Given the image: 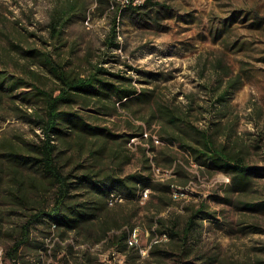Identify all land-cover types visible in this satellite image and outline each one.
I'll list each match as a JSON object with an SVG mask.
<instances>
[{"label":"rangeland","instance_id":"obj_1","mask_svg":"<svg viewBox=\"0 0 264 264\" xmlns=\"http://www.w3.org/2000/svg\"><path fill=\"white\" fill-rule=\"evenodd\" d=\"M67 1L0 0V68L8 71L12 78L30 80L31 72L47 76L38 59L22 54L24 50L34 49L82 74L92 66H101L129 77L136 88L153 90L155 101L177 108L195 126L211 130L216 127L212 123L218 122L220 141L237 138L253 146L249 161L259 171L249 198L263 199L264 0H114L119 10L116 14L118 45L113 48L106 45L113 8L104 7L98 0H85V13L76 14L67 24L62 34L64 44L56 49L57 44L49 35L48 22L54 10ZM235 75L240 76L239 86L230 94L228 106L221 109L214 101L215 95ZM46 85L51 82L47 80ZM16 102L27 112L40 106L33 100L23 103L17 99ZM153 106V103H135L132 109H119L116 115L110 116L96 113L93 107L81 110L89 121L109 127L115 133L128 132V122L143 126L142 135L135 140L132 137L127 143L133 158L123 166V174L139 170L141 153L137 145H148L151 137L154 151L148 154L151 157L155 153L158 160L157 164L150 159L152 179H173L174 203L158 216L166 219L184 216L185 206L197 207L201 203L216 212L215 219L204 221L199 243L203 253L218 252L221 258L238 264H249L250 258L264 259V212H248L222 202L228 177L221 172L211 175L192 161L186 163L188 179L183 183L184 176L175 174L173 166H167L161 157L163 152L170 151L178 162L184 163L186 154L176 143H169L162 137L159 121L147 124ZM16 135L35 142L42 137V132L33 122L17 118L7 106L5 111H0V137ZM173 186L177 187L175 193ZM144 190L146 198L142 197ZM237 196L240 195L234 197ZM115 202L119 203L112 208L120 206V215L126 216L128 223L139 229L144 250L154 228V225L149 228V217L155 213L153 204H157V199L151 198L150 189L144 188L139 190V202H127L112 193L108 204ZM112 212L115 214L114 210ZM242 226L247 227L239 231ZM253 226L258 230L252 231ZM31 238L37 244L36 250L43 246L36 253L37 257L41 256L40 264H67L62 256L72 261L73 257L83 260L82 253L87 249L86 256L91 258L92 264H108L112 251L116 250L107 243L95 244L74 233L60 237L54 232L47 235L41 229H34ZM46 239L49 241L45 246ZM56 244L60 248L54 257ZM68 244L72 245L71 253L66 249ZM0 246L5 253L2 241ZM170 247L165 243L160 248L169 250ZM137 251L141 258L149 255V252ZM32 253L29 251L31 260ZM122 254V264H126V254ZM180 262L173 256L161 261L148 257L141 259L140 264Z\"/></svg>","mask_w":264,"mask_h":264},{"label":"trees","instance_id":"obj_2","mask_svg":"<svg viewBox=\"0 0 264 264\" xmlns=\"http://www.w3.org/2000/svg\"><path fill=\"white\" fill-rule=\"evenodd\" d=\"M104 7L113 8L112 27L106 45H118L116 14L119 6L114 0H98ZM85 0H69L57 7L48 22L49 35L56 42V49L64 44L62 34L72 18L85 13ZM38 59L48 75L31 72L32 79L12 78L0 68V111L8 106L17 118L33 122L42 132L38 141H27L19 136L0 137V241L5 244V257L15 259L14 264H40L36 255L37 244L31 238L34 229L43 233L54 232L60 237L69 233L126 254L127 264H140L138 251L125 242L128 231L134 228L121 208L108 204L113 193L127 202H139V190L147 188L151 198L157 199L155 213L149 217L150 234L166 233L168 240L154 244L149 255L159 261L175 257L181 264H238L220 257L218 252L203 253L199 247L204 221L215 219L216 212L208 205L185 206L184 216L173 218L158 216L174 203L171 196L173 179L153 180L150 159L158 164L153 140L138 146L141 153L139 170L123 174V166L132 161L127 143L132 137L141 136L143 126L128 122L129 131L115 133L86 118L81 108L93 107L102 116L116 115L119 109L130 110L133 104H151L147 124L159 121V132L169 143H176L186 154L184 163L178 162L170 151L163 152V161L173 166L174 173L188 179L186 163L194 162L213 175L221 172L229 182L224 184L222 202L248 212H264V198L250 200L258 167L251 163L253 146L237 138L220 141V126L203 129L195 126L177 108L154 100L153 90L136 88L131 78L112 73L101 66H92L85 74L66 68L65 63L34 49L22 51ZM60 53L57 52V56ZM226 69V68H224ZM227 74H229V71ZM51 85H46V81ZM240 76L227 80L224 89L215 95L219 108L228 106L230 94L239 86ZM25 89V90H23ZM27 89V90H26ZM213 91H217L213 88ZM38 101L40 106L27 112L16 100ZM229 134V133H228ZM149 153V154H148ZM114 189L116 192H114ZM236 195H240L234 197ZM115 214H112V211ZM241 223H244L241 222ZM126 227V228H125ZM247 226H242L243 231ZM252 231L258 228L253 226ZM112 233L109 235V232ZM169 243V250L160 248ZM54 245V244H53ZM54 248V247H53ZM52 248V249H53ZM60 248L56 244V250ZM66 249L72 252V245ZM52 250V251H53ZM88 250V249H87ZM87 250L83 260L73 261L62 256L67 264H92ZM33 251V260L29 259ZM41 255V254H40ZM251 259V260H250ZM249 264H264L261 257L250 258ZM70 260L72 263H70Z\"/></svg>","mask_w":264,"mask_h":264},{"label":"bare ground","instance_id":"obj_3","mask_svg":"<svg viewBox=\"0 0 264 264\" xmlns=\"http://www.w3.org/2000/svg\"><path fill=\"white\" fill-rule=\"evenodd\" d=\"M142 197L146 198L147 197V191L144 190L142 193ZM168 240V235L166 233H162L160 235H153L151 240L149 241L148 245L144 248V250L141 248V242H140V234H139V229L137 227L133 228L131 231L128 232L125 242L128 247H133L136 250H140L144 254L149 252L150 248L162 241H167ZM148 255V254H147ZM123 254L120 251L113 250L111 254V259L114 261V264H122L123 262ZM0 260H6L5 253L2 247H0Z\"/></svg>","mask_w":264,"mask_h":264},{"label":"built area","instance_id":"obj_4","mask_svg":"<svg viewBox=\"0 0 264 264\" xmlns=\"http://www.w3.org/2000/svg\"><path fill=\"white\" fill-rule=\"evenodd\" d=\"M137 137H134V140L136 139ZM158 140V139H157ZM133 144H135V142L133 141ZM176 186H173V193L176 192ZM172 193V194H173ZM119 196L118 194L115 196L117 197ZM47 242H45V246H46V243H48L49 239H46ZM0 247H3V246H0ZM15 262V259H9L8 257H6V260H0V264H14ZM108 264H114V261L111 259V260H108Z\"/></svg>","mask_w":264,"mask_h":264},{"label":"crops","instance_id":"obj_5","mask_svg":"<svg viewBox=\"0 0 264 264\" xmlns=\"http://www.w3.org/2000/svg\"><path fill=\"white\" fill-rule=\"evenodd\" d=\"M152 237H153V235L152 234H149V236H148V242L151 240ZM148 257H151V256L148 255L147 257H144V258H148ZM139 258H140V260H139L140 262H141V259H144V258H141L140 256H139ZM151 258H153V257H151ZM125 260H126V258H125Z\"/></svg>","mask_w":264,"mask_h":264}]
</instances>
